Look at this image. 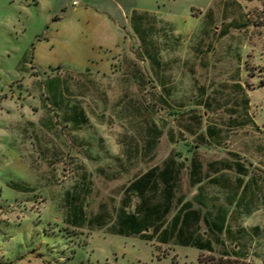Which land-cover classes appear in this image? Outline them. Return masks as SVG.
Listing matches in <instances>:
<instances>
[{"label": "rangeland", "instance_id": "1", "mask_svg": "<svg viewBox=\"0 0 264 264\" xmlns=\"http://www.w3.org/2000/svg\"><path fill=\"white\" fill-rule=\"evenodd\" d=\"M169 158L210 251L112 229ZM0 264H264V0H0Z\"/></svg>", "mask_w": 264, "mask_h": 264}, {"label": "trees", "instance_id": "2", "mask_svg": "<svg viewBox=\"0 0 264 264\" xmlns=\"http://www.w3.org/2000/svg\"><path fill=\"white\" fill-rule=\"evenodd\" d=\"M138 31L139 36H141L140 38L143 42H146L144 29L139 28ZM146 52L152 60H157L154 54H150L149 51ZM59 79L52 81L51 84L53 85L55 83L59 87ZM74 119L76 120V117ZM152 142L153 138H149L147 143L150 146ZM184 165V162H177L174 158H169L163 167L154 166L136 177L125 188V196L118 209L117 220L112 224L113 231L126 235L140 234L146 239H153L158 236L160 241L165 243L174 237H178L180 238L179 242L182 244L192 245L199 250L210 251V241L206 240V242H203L199 240L198 234L195 236L193 226L197 227L201 219H203L211 229L222 233L227 229L228 210L225 207L220 208L217 217L213 219L211 209L202 213L201 208L195 207L191 200L179 198L178 203L180 205L178 212L173 216L170 227H164L165 218L173 207L175 186ZM201 169L202 164L197 158H193L190 168V180L195 185L201 184ZM239 170L241 173L244 171L242 167ZM213 179L215 180V178ZM156 194H161L164 199L159 202H154L153 198ZM133 195H137L140 198V202L136 206V211L130 212L128 208L132 202ZM205 196V190L203 192L198 191L197 197L199 205L208 207ZM234 203L237 206L241 205V202L238 200ZM76 208H79V206L75 205L74 209ZM100 218L101 216H96L94 220L98 221ZM148 228L150 230L152 229V233L144 232Z\"/></svg>", "mask_w": 264, "mask_h": 264}, {"label": "crops", "instance_id": "3", "mask_svg": "<svg viewBox=\"0 0 264 264\" xmlns=\"http://www.w3.org/2000/svg\"><path fill=\"white\" fill-rule=\"evenodd\" d=\"M200 162V161H199ZM201 163V162H200ZM212 217H217V214L213 215ZM191 231V230H190ZM191 233V232H189ZM192 234V233H191ZM198 233H195V236L197 235ZM193 235V234H192ZM194 236V235H193Z\"/></svg>", "mask_w": 264, "mask_h": 264}]
</instances>
